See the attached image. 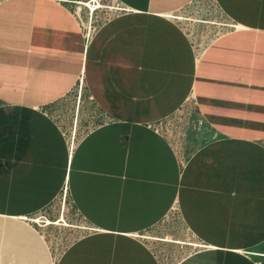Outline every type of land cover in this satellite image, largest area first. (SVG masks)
<instances>
[{
  "label": "crops",
  "instance_id": "1",
  "mask_svg": "<svg viewBox=\"0 0 264 264\" xmlns=\"http://www.w3.org/2000/svg\"><path fill=\"white\" fill-rule=\"evenodd\" d=\"M116 1H0V264H264V0Z\"/></svg>",
  "mask_w": 264,
  "mask_h": 264
},
{
  "label": "rangeland",
  "instance_id": "2",
  "mask_svg": "<svg viewBox=\"0 0 264 264\" xmlns=\"http://www.w3.org/2000/svg\"><path fill=\"white\" fill-rule=\"evenodd\" d=\"M71 1H83L84 0H71ZM195 5V4H193ZM88 6L90 8H93L94 6L95 7H99L100 5H96V3L94 4V6L90 3L88 4ZM75 7L76 5L75 4H72V8L75 10ZM190 10H192L194 13L195 12H198L197 11V7L195 8H184L182 9L181 11H179L177 13V15H180V18L183 20V19H199L198 17H193L194 13L193 14H187L188 12H190ZM84 12V10H83ZM103 13H97V15H94V18H93V24H92V27L95 29L96 26L98 25V21H101L103 19V16H102ZM109 14V13H107ZM184 23L188 24V25H191V24H197V27L196 29H199L200 26H199V23H194V22H191V21H185L184 20ZM85 24L87 25V20L85 22ZM97 24V25H96ZM75 96V93H72L70 94V97H73ZM72 101V99H71ZM70 102V101H69ZM73 102V101H72ZM74 103H70L69 105H66V106H63V108H60L61 110H69L71 108V105H73ZM171 121V120H170ZM67 204H65V207L67 208L66 206ZM62 208H63V205L62 203H59V202H56L54 203L50 208H47V210L43 211L40 215H38V224H42V225H45L46 223H50V224H54V223H51L52 221H54L55 219H59L62 215ZM61 223V222H60ZM166 223H162V224H159L157 227L153 228L152 230L148 231L147 233H149V236H152L153 238H155L156 240H161L163 241V239L166 237V235H170L169 234V230L166 228ZM159 243V242H158ZM160 244V243H159ZM257 256H261V257H264V255H257Z\"/></svg>",
  "mask_w": 264,
  "mask_h": 264
},
{
  "label": "built area",
  "instance_id": "3",
  "mask_svg": "<svg viewBox=\"0 0 264 264\" xmlns=\"http://www.w3.org/2000/svg\"><path fill=\"white\" fill-rule=\"evenodd\" d=\"M1 1V0H0ZM70 4H75L76 7H75V10L77 13L79 12V8L83 9L86 14L89 16L88 17V21H87V25L85 24V27H84V30H83V34H84V37L87 39H89L91 37V35L94 33V28L92 27V24H93V19H92V16L94 15H97V13H103L102 16H103V19H107V13H110V12H123L125 9L120 7L119 4H118V1L116 0H84L83 1H71L69 2ZM92 4L94 6V4L96 3V5H98L99 3V7H93V8H90L88 6V4ZM81 11V10H80ZM78 88L81 90L82 89V84L81 83H78ZM72 137L74 139V134H75V130L74 132H72ZM62 205H63V208H62V212L64 211V209L66 208L65 207V199L62 201ZM38 219H34L32 220L31 222L32 223H36L38 224L37 222ZM62 218L60 217L58 220H56V222H59L61 221ZM25 221H28V220H25Z\"/></svg>",
  "mask_w": 264,
  "mask_h": 264
},
{
  "label": "bare ground",
  "instance_id": "4",
  "mask_svg": "<svg viewBox=\"0 0 264 264\" xmlns=\"http://www.w3.org/2000/svg\"><path fill=\"white\" fill-rule=\"evenodd\" d=\"M99 4V3H98ZM50 223H48L49 225ZM164 242H172L173 239L171 238V236H166L164 239H163Z\"/></svg>",
  "mask_w": 264,
  "mask_h": 264
}]
</instances>
